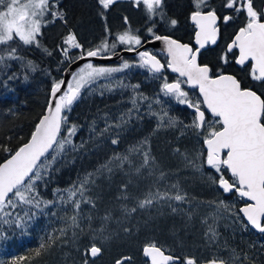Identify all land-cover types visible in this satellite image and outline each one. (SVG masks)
<instances>
[{"label": "trees", "instance_id": "1", "mask_svg": "<svg viewBox=\"0 0 264 264\" xmlns=\"http://www.w3.org/2000/svg\"><path fill=\"white\" fill-rule=\"evenodd\" d=\"M49 5L52 20L43 25L38 43L27 45L14 37L0 45V55L6 56L0 63V163L29 140L69 62L105 41L109 48L101 55L129 47L119 43L117 25H101L97 0H50ZM177 5L189 6L190 0ZM123 8H111V22L121 24ZM54 13L63 18L54 20ZM73 32L81 49H66L64 41ZM102 35L105 41H97ZM8 46L16 49L17 59L7 58ZM131 61L129 68L86 85L71 110H65L64 128L77 129L72 142L42 172L36 192L25 193L53 203L37 208L12 197L13 204L5 205L0 264H62L65 253L73 256L70 264H85V259L87 264H114L125 256L130 257L125 264H150L143 254L149 244L180 257L176 264L186 258L197 264L212 259L264 264V233L253 230L240 213L245 199L218 183L221 174L231 182L230 171L218 173L206 163L205 130L219 128L218 118L208 119L202 129L192 127L193 113L161 90L159 76ZM247 76L239 77L242 86L264 92V82ZM61 135H66L63 129ZM86 178L83 197L79 191L71 195ZM149 193L167 195L153 196L151 204L140 207ZM177 194L184 198H172ZM17 217L24 219L23 228ZM92 244L102 249L100 257H86Z\"/></svg>", "mask_w": 264, "mask_h": 264}, {"label": "snow or ice", "instance_id": "2", "mask_svg": "<svg viewBox=\"0 0 264 264\" xmlns=\"http://www.w3.org/2000/svg\"><path fill=\"white\" fill-rule=\"evenodd\" d=\"M98 2L104 9H107L115 0H98ZM136 3L145 5L150 20L153 17H159L161 21H167L171 26L177 24V20L166 17L162 7L163 0H136ZM193 5L194 11L190 18L199 29L195 35L198 48L193 49L169 36L156 34L153 30L155 23L148 28V32L155 40L166 44L168 55L171 57L167 66L173 72L186 77L187 83L199 88L203 97L202 103L213 117L218 118L216 123L219 124V128L209 125L211 130L204 141L207 145L206 163L218 173L222 168L230 171L233 178L231 182L221 174L218 179L219 185L225 192L235 191L240 197H246L251 201L240 211L253 228L264 233V92L258 94L256 90L242 86L241 80L234 75L220 72L213 76L210 67L197 62L200 49L209 42L216 43L219 31L216 25L219 17L214 9L207 12L203 10L207 7V0H193ZM224 7L232 9L235 14H239L240 11L245 12V24L240 27L234 40L228 46V51L238 49L239 57L236 62L239 65H245L246 62L251 61L252 79L264 82V9L258 12L253 7V0H225ZM50 11L49 0H0V45H7L9 41H13L14 36L27 45L38 43L37 37L41 34L42 19ZM54 15H59V13H54ZM232 19V15L223 17L225 23ZM118 40L119 43L129 46L142 43L140 36L132 34L131 30L119 34ZM65 43L77 49L81 48L74 34H70ZM115 47L116 44L113 43L111 48L115 49ZM108 48V43L104 42L95 50H87L83 55L96 57L102 50ZM128 50L134 49L129 48ZM5 51L8 59L18 58L15 48L8 46ZM64 54L67 56L66 50ZM139 57L141 66L153 73H159L164 68L160 60L148 51L140 52ZM5 59V55H0V63ZM222 59L227 63V56ZM28 64L31 66L30 61ZM130 66L128 62H124L122 68L94 67L88 63L80 69L78 75L72 76L73 82L67 84V90L62 93V85L65 82L63 80L54 82L51 88L54 103L47 106V113L42 115L30 140L15 150L4 163H0V212H3L5 205L13 204L12 197L27 204L34 203L37 208L41 203H53L51 200L41 201L35 196L29 199L25 193L36 192V182L43 179L42 172L50 169L56 156L64 150L66 144L72 142L71 138L77 129L75 125L64 128V125L68 123L65 110H71V105L79 97L81 89L96 78L122 71ZM8 79H15V76H9ZM163 91L166 95H173L180 103L188 104L195 109L196 116L192 127L197 129L205 127L206 114L201 110V101L191 102L188 99V93L181 89L180 81L165 82ZM58 93L61 94L57 97ZM62 129L66 135H61ZM3 150L11 151L10 149ZM145 158L147 161V153H145ZM87 182L86 178L80 183L79 189L73 186L71 195L79 191L83 197L84 185ZM166 195V193H149L148 197L140 202V207L151 204L153 196L163 198ZM172 198L182 200L184 197L177 194ZM79 206V202L74 205L76 209ZM28 218L31 219V217ZM17 219L23 228L24 219L21 217ZM70 219L73 225L78 227L76 217L72 216ZM101 252L100 247L92 244L85 250V255L96 257ZM144 253L151 258V264H176V260L179 259L172 255H165L164 251L155 244L146 246ZM127 260L130 258L117 260L116 264H125ZM13 264L16 262L14 261ZM85 264H87V259H85ZM182 264H197V261L195 258H186ZM208 264H218V262L212 259ZM219 264H224V262L219 261Z\"/></svg>", "mask_w": 264, "mask_h": 264}, {"label": "flooded vegetation", "instance_id": "3", "mask_svg": "<svg viewBox=\"0 0 264 264\" xmlns=\"http://www.w3.org/2000/svg\"><path fill=\"white\" fill-rule=\"evenodd\" d=\"M180 0H163V11L166 14V17L177 20V24L175 26H171L167 23V21H161L159 17H153L151 20L148 18V14L145 10V5L141 3L138 5L136 0H115L113 4H111L107 9H104L102 5L99 6V18L101 20V25H117L115 33L118 39V35L123 34L125 31L129 29L136 30V35H139L141 38V45H127L128 48H137L146 44L147 42L154 39V37L148 32V28L152 27L153 23H155L154 31L158 35L169 36L174 40H178L184 44H189L196 49L195 45V34L197 31V26L191 20V13L194 11L193 0H190L189 6L177 5ZM98 2V0H97ZM99 3V2H98ZM119 3L122 5L114 4ZM225 0H207V7L203 10L207 12L210 9H214L217 13L219 19L217 20V27L219 28L220 36L219 40L215 45H208V47L199 53L198 59L201 65H207L212 69V75H218L220 72L224 74H232L236 76L237 79L239 77H248L247 74L250 73V65L240 67L237 64L238 58V49H233L231 52L228 51V46L232 43L235 38V35L238 33L240 27H243L245 24V12L240 11L239 14H235L232 9H227L224 7ZM60 4V3H59ZM124 7L123 13L121 14L122 22L121 24H115L110 21L109 12L117 7ZM253 7L259 12L264 9V0H253ZM55 12V11H54ZM226 15H232L233 19L229 20L227 23L224 22L223 17ZM63 18V15H62ZM61 19V15H56L54 20ZM52 18L46 17L45 22L42 25H47ZM182 25H186V27H182ZM76 37V41L78 42V37L75 32L71 33ZM104 34V32H103ZM134 34V33H132ZM135 35V34H134ZM106 37L102 35V38L96 39L105 41ZM119 41V40H118ZM106 42V41H105ZM79 43V42H78ZM77 49V48H74ZM144 51L150 52L152 55H155L160 62L164 65V68L159 73H153L148 70L150 74H155L159 76V81L161 90L163 91V84L173 83L180 81L181 89L188 93V99L195 103L196 101H201V109H204V104L202 103V99L198 94L197 89H192L188 86L187 80L185 78L179 77L173 74L167 64L169 59L167 55L163 52L158 51L152 46L146 47ZM227 56V63L224 62L222 57ZM134 59L135 61H131ZM136 62L137 64H141L139 54L130 56H125L122 63H117V65H121L124 62ZM84 67V66H83ZM80 71V70H79ZM239 75V76H238ZM259 82V81H258ZM253 89V88H252ZM254 90V89H253ZM164 92V91H163ZM171 98L177 100L173 95H167ZM179 101V100H178ZM180 102V101H179ZM186 106L192 113L193 116H196L195 111L188 104H183ZM214 118L209 114L206 115V122L208 119ZM205 122V123H206ZM246 201V200H245Z\"/></svg>", "mask_w": 264, "mask_h": 264}, {"label": "water", "instance_id": "4", "mask_svg": "<svg viewBox=\"0 0 264 264\" xmlns=\"http://www.w3.org/2000/svg\"><path fill=\"white\" fill-rule=\"evenodd\" d=\"M194 23V22H193ZM217 26V25H216ZM218 28V27H217ZM219 29V28H218ZM197 31H199V29H198V27H197ZM196 31V32H197ZM196 35V34H195ZM219 36H220V32L218 31V34H217V38H216V43L218 42V40H219ZM171 38V37H170ZM171 39H173V38H171ZM176 41H178V40H176ZM179 43H182V42H180V41H178ZM195 45H196V48H198L199 46L196 44V40H195ZM215 43V44H216ZM182 44H184V43H182ZM215 44H212L211 42H209V43H207V44H205V46L202 48V49H200V52H202L203 50H205L207 47H208V45H215ZM187 45H189V44H187ZM148 46H152L153 48H155V49H157L158 51H160V52H163L165 55H167V57H168V59H169V61H170V59H171V57L168 55V52H167V46H166V44L163 42V41H157V40H155V39H152L151 41H149V42H147L146 44H144V45H142V46H139V47H137V48H133L134 50H128L129 48H124V49H121V50H117V51H115V52H113V53H111V54H109V55H101V54H99L98 56H96V57H87L86 55H81L80 57H78V58H76V59H74L73 61H71V62H69V64L66 66V68L64 69V72H63V78H62V80L65 82V84L64 85H62V89H61V93L63 92V91H66L67 90V84H69V83H71L72 82V76L73 75H75V73L76 72H78L83 66H85L87 63H90V62H95V63H99V64H112V63H122L123 62V60H124V58H125V56H127V55H130V56H134V55H137V54H139L140 52H143V50L146 48V47H148ZM190 47H192L191 45H189ZM193 48V47H192ZM199 52V53H200ZM83 56V58H81ZM238 57H239V55H238ZM158 59V58H157ZM237 60H238V58H237ZM197 62L199 63V59H198V57H197ZM249 62H251V61H248V62H246L245 63V65H239L238 63V65L240 66V67H242V66H246L247 64H249ZM252 63V62H251ZM169 68V67H168ZM169 70L173 73V74H175V75H177V76H179V77H182V76H180L179 75V73H176V72H173L172 70H171V68H169ZM229 75H232V74H229ZM182 78H185L186 80H187V78L186 77H182ZM173 83H175V82H173ZM188 86L190 87V88H192V89H197V91H198V94H199V96L201 97V99L203 100V97H202V94L199 92V88L198 87H194L193 85H191V84H189L188 83ZM61 93H58L57 94V97L61 94ZM258 93V92H257ZM259 94V93H258ZM50 103H54V101H53V99H52V97H51V93H50V99H49V103H48V105L50 104ZM74 103V102H73ZM194 111H195V109L194 108H192ZM202 111H205V114L207 115V114H209L210 116H212L213 117V115L211 114V112L210 111H208L207 109H206V106L204 105V109H201ZM47 113V108H46V111H45V113L44 114H46ZM43 114V115H44ZM42 118V117H41ZM40 118V119H41ZM214 118H216V117H214ZM38 123H39V121H38ZM29 140H30V138H29ZM28 140V141H29ZM27 141V142H28ZM26 143V142H25ZM204 146H205V149H206V151H207V145H206V143L204 142ZM11 157V156H10ZM10 157H8V158H10ZM5 161H3L2 163H4ZM238 194V193H237ZM11 195V194H10ZM239 195V194H238ZM245 200H246V203L245 204H243L241 207H240V209H242L243 207H245L246 206V204L247 203H251V201H249L246 197H243ZM240 213H241V215H242V217L244 218V220L246 221V223L253 229V230H255L256 232H259L257 229H255V228H253L248 222H247V219H246V217L244 216V214L240 211ZM148 246V245H147ZM157 246V245H156ZM98 247V246H97ZM146 247V246H145ZM144 247V248H145ZM157 247H159V246H157ZM159 248H161V247H159ZM161 250L162 251H164L162 248H161ZM164 253H165V255H172L174 258H179L178 260H176V263H179V262H181V258L180 257H178V256H175V255H173V254H171V253H167L166 251H164ZM101 254H102V252H101ZM101 254H99L98 256H96V257H92V258H98V257H100L101 256ZM143 254H144V257L150 262V264H151V258L149 257V256H146L145 255V253H144V249H143ZM126 257V256H125ZM125 257H122V258H125ZM122 258H120V259H122ZM129 258V257H128ZM120 259H118V260H120ZM219 261H221V260H217V262H218V264H219ZM209 262V261H208ZM208 262H203V263H200V264H208ZM224 262V261H223ZM116 264V263H115ZM224 264H226L225 262H224Z\"/></svg>", "mask_w": 264, "mask_h": 264}, {"label": "rangeland", "instance_id": "5", "mask_svg": "<svg viewBox=\"0 0 264 264\" xmlns=\"http://www.w3.org/2000/svg\"><path fill=\"white\" fill-rule=\"evenodd\" d=\"M49 4H50V0H49ZM142 4V3H141ZM142 5H144V4H142ZM46 17H47V14H45V16L43 17V19H42V24L45 22V20H46ZM42 27H43V25H42ZM41 30H42V28H41ZM129 30H131V32L132 33H134L135 35H136V33H137V31L136 30H132V29H129ZM128 30V31H129ZM122 33V32H121ZM120 33V34H121ZM15 37V36H14ZM18 38V37H17ZM37 40H38V37H37ZM64 43H65V41H64ZM66 44V43H65ZM80 44V43H79ZM81 45V44H80ZM70 48H72V49H74V47H71L70 45H68L67 44V47H66V49H70ZM79 49H81V48H79ZM88 64V63H87ZM92 64V63H91ZM113 64H116V63H113ZM93 65V64H92ZM104 65H112L111 63L110 64H104ZM122 65L123 64H121V67L120 68H122ZM78 75V74H77ZM73 82V81H72ZM71 82V83H72ZM208 131H210L209 129L207 130H205V133H208ZM129 183H131V184H134V181L133 180H129ZM74 244V243H73ZM71 247H73L74 248V246H71ZM66 257H64L63 259H62V264H70L71 262H74L73 260H72V255H70V254H68V253H65L64 254ZM68 255H70V256H68ZM74 264V263H73Z\"/></svg>", "mask_w": 264, "mask_h": 264}, {"label": "bare ground", "instance_id": "6", "mask_svg": "<svg viewBox=\"0 0 264 264\" xmlns=\"http://www.w3.org/2000/svg\"><path fill=\"white\" fill-rule=\"evenodd\" d=\"M101 255H102V254H101ZM126 257H128V256H126ZM129 258H130V257H129ZM115 263H116V262H115ZM115 263H114V264H115Z\"/></svg>", "mask_w": 264, "mask_h": 264}]
</instances>
